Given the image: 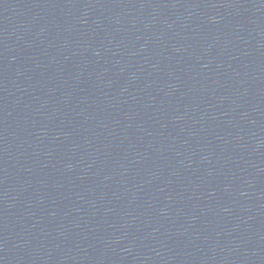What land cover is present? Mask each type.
Listing matches in <instances>:
<instances>
[{"label":"water","instance_id":"obj_1","mask_svg":"<svg viewBox=\"0 0 264 264\" xmlns=\"http://www.w3.org/2000/svg\"><path fill=\"white\" fill-rule=\"evenodd\" d=\"M0 264H264V0H0Z\"/></svg>","mask_w":264,"mask_h":264}]
</instances>
